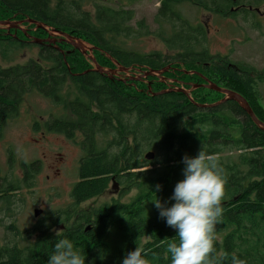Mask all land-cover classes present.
<instances>
[{
    "label": "trees",
    "instance_id": "16d2710c",
    "mask_svg": "<svg viewBox=\"0 0 264 264\" xmlns=\"http://www.w3.org/2000/svg\"><path fill=\"white\" fill-rule=\"evenodd\" d=\"M158 1L161 7L153 20L157 28L152 31L145 20L134 23L135 12L125 7L95 4L91 13L82 0H0V22L29 20L45 27L27 23L28 35L15 30L0 34V59L9 64L0 66V141L5 120L16 117L24 97L36 92L65 111L51 115L43 125L45 131L68 140L79 135L83 152L79 181L71 191L72 205L46 214L30 229L8 227L13 241L0 246V264H48L55 243L63 238L73 242L85 264H122L137 246L147 264H171L166 248L178 242V236L152 202L158 196L166 206L174 203L169 198L183 179V158L195 157L201 150L216 162L224 183L210 264H232L233 257L240 264H264V131L234 101L198 106H215L225 98L223 94L191 90L210 81L235 92L264 124L260 92L264 70L211 54L204 25L187 20L181 12L182 6L191 5L227 16L234 5L231 0ZM253 1L237 0V4L254 6ZM52 31L89 45L103 69L119 66L162 73L161 77L127 85L102 75L93 71L94 62L87 56L60 43L61 37L51 39ZM30 34L33 40L57 42H29ZM149 36L162 41L171 55L136 51L132 44ZM31 47L39 49L38 58L16 63ZM180 88L191 90L190 96L171 91ZM165 91L169 92L153 95ZM39 128L37 123L35 131ZM149 152L155 153L153 161L146 160ZM39 169L40 162L23 163L22 177L12 172L2 176L0 170V214L15 217L22 193L32 186ZM111 186H119L123 193L137 189L138 194L129 202L113 200L80 210Z\"/></svg>",
    "mask_w": 264,
    "mask_h": 264
},
{
    "label": "rangeland",
    "instance_id": "374dc122",
    "mask_svg": "<svg viewBox=\"0 0 264 264\" xmlns=\"http://www.w3.org/2000/svg\"><path fill=\"white\" fill-rule=\"evenodd\" d=\"M82 1L85 11L91 13L94 12L95 4L125 7L135 12L134 23L145 20L152 31L157 28L153 20L160 7L158 0H140L135 5L126 0ZM181 12L187 20L193 23H201L208 28L211 54L229 56L235 62L251 65L259 71L264 70V19L257 17L255 22L251 18H247L245 21L242 17L224 20L222 17H212V14L191 5L182 6ZM262 12H264V7H262ZM251 17L253 18L252 15ZM10 22L18 23L14 20ZM252 23L259 28V31L252 27ZM20 26L28 35L30 28L26 24ZM4 28L7 29V32L14 30L12 28L8 30V26H4ZM14 35L16 36V33ZM26 38L27 41L32 42L35 37L30 34ZM56 39L58 40V37ZM132 45L136 51L144 54L162 52L171 55L165 44L153 36L140 38ZM82 47L87 54L93 57L92 48L89 45L83 43ZM38 53L37 47L25 49L19 55L20 58L16 63L26 64L32 59L36 60ZM0 66L5 68L9 64L3 63L0 59ZM116 69L120 70L119 66ZM121 73L123 74L122 79L126 80L133 76L137 78L141 76L139 71ZM110 75L115 74L111 73ZM260 92L264 101V81L260 85ZM64 112L63 108L55 106L51 101L34 92L24 97L19 114L10 119L6 125L4 137L0 141L2 176L12 172L22 177L23 163L40 162V169L32 182V186L23 191V203H19L18 210L13 215L15 217L12 219L6 215L8 212L4 211L0 214V246L13 241L10 232L7 230L8 227L14 225L20 231L30 229L43 221L46 214L65 210L71 204L70 193L79 178V160L82 157V151L77 144L58 134L48 133L43 128L51 115H63ZM67 116L70 115L67 114ZM38 122L40 128L39 131H35L33 126ZM77 140V142L82 140L79 135ZM137 194V189L123 193L119 186H111L103 196L82 204L80 210L96 209L111 203L113 200L129 202ZM36 209L43 211V215L39 218L34 217Z\"/></svg>",
    "mask_w": 264,
    "mask_h": 264
},
{
    "label": "clouds",
    "instance_id": "9594fccd",
    "mask_svg": "<svg viewBox=\"0 0 264 264\" xmlns=\"http://www.w3.org/2000/svg\"><path fill=\"white\" fill-rule=\"evenodd\" d=\"M183 179L176 183L169 198L171 206L163 204L157 196L153 201L159 217L176 230L178 242L169 243L166 252L171 264H210L213 248V226L222 214L221 201L224 183L216 162L201 150L195 157L182 160ZM160 188L154 190L156 194ZM145 253L139 246L128 252L122 264H147ZM48 264H85L84 255L74 248L68 238L59 239L48 258ZM232 264H240L236 257Z\"/></svg>",
    "mask_w": 264,
    "mask_h": 264
},
{
    "label": "water",
    "instance_id": "95a60500",
    "mask_svg": "<svg viewBox=\"0 0 264 264\" xmlns=\"http://www.w3.org/2000/svg\"><path fill=\"white\" fill-rule=\"evenodd\" d=\"M232 1L236 2L237 0H232ZM27 23L28 24L37 25L38 29H45V27L42 24H38L35 21H29V20H23V21L18 22V23L0 22V25L1 26H8V30H10L11 28L14 29V30H23L20 25L27 24ZM49 36L50 37H58V36L61 37V40H59L60 43H67V44L71 45L75 50L81 52L84 56L89 57L94 62V65H95V70L94 71L99 72L102 75L108 76L111 73L116 75L119 72H129L128 69L121 68V67H119L120 70H114V71L103 69L102 67H100L97 64V62H96L94 57H91L89 54H87L86 51H84V49L82 47L83 42L81 40H79V39H76V38L68 35V34H64L62 32H57V31H52V32H49ZM32 42H35L37 44H47V43L56 44L57 41L56 40H53V41H50V40H43V41H41V40H32ZM91 52H93V49L91 50ZM161 74L162 73H155V72H149V71L148 72H142L140 77H138V78L137 77H132L130 80H132V81H140V80H145V79H148V78H151V77H161ZM199 88H205V89H208V90H212V91L218 92L220 94H223L225 96V98L221 102L217 103L215 106L198 105L199 107H203V108L216 107V106L224 104V103H226L228 101H234V102L238 103L241 106V108L247 113V115L251 118V120L261 130L264 131V124L256 117V115L253 112V110H252L251 106L249 105V103L241 95H239V94H237L235 92L229 91V90H224V89L220 88L219 86H217L216 84H214V83H212L210 81H207V83L205 85H199V86L192 87L191 90L199 89ZM149 90L151 91V88ZM191 90L187 91L184 88H180V89H172L171 91L183 93V94H185L187 96H190ZM168 92L169 91H165L163 93L153 94V95L154 96H158V95L165 94V93H168ZM154 159H155V153L154 152H149L146 155V160L153 161ZM42 215H43V211L42 210L36 209L34 211V217L35 218H39Z\"/></svg>",
    "mask_w": 264,
    "mask_h": 264
},
{
    "label": "flooded vegetation",
    "instance_id": "af4514ba",
    "mask_svg": "<svg viewBox=\"0 0 264 264\" xmlns=\"http://www.w3.org/2000/svg\"><path fill=\"white\" fill-rule=\"evenodd\" d=\"M138 1H140V0H138ZM232 1V0H231ZM233 2V1H232ZM137 3V1L136 2H132L131 4L132 5H135ZM234 3V5L228 10V15L227 16H225V15H222V14H217V13H212V12H208V11H206V10H201V11H205V12H208V13H210V14H212V17H222L224 20H227V19H232V15L234 14V15H237V16H239V17H242L243 19H244V17L246 16L245 14H244V12L245 11H250L251 12V14L250 15H247L246 17L247 18H251V19H253V22H255V20H256V18L258 17V18H262V19H264V12H262V7H264V0H254L253 1V4H254V6H245V5H243V4H237V1L236 2H233ZM160 4V7H161V2L159 3ZM159 7V8H160ZM251 15L253 16V18L251 17ZM247 20V19H246ZM245 20V21H246ZM23 21V20H22ZM14 22H21V21H14ZM253 24V23H252ZM1 26V25H0ZM3 28H1L0 29V34H7V29H5L4 28V26H2ZM204 27L206 28V30H207V32H208V35H209V30H208V28L204 25ZM253 27V26H252ZM22 28V27H21ZM254 28V27H253ZM21 31H24V30H21ZM25 32V31H24ZM95 70V69H94ZM93 70V71H94ZM115 70H117V69H115ZM111 71H114V70H111ZM129 72L131 73V72H138V71H132V70H129ZM141 74H142V71H139ZM134 75H135V73H133ZM110 75V74H109ZM110 77H112V78H115L117 81H121V82H123L124 84H127V85H132L133 83H136V82H145V83H148L149 81H148V79H145V80H140V81H132V80H130L132 77H130L129 79H122V77H123V74L120 72V73H117L116 75H110ZM134 77V76H133ZM8 121L9 120H5V122L3 123V129L5 130V128H6V125H7V123H8ZM48 121V120H47ZM39 123V122H38ZM37 124V123H36ZM36 124H34V126H33V128H35V126H36ZM35 130V129H34ZM45 130V129H44ZM53 134H58V133H54L53 132ZM58 135H60V136H62V137H64V138H66L64 135H62V134H58ZM67 139V138H66ZM78 135L76 136V139H73V140H68V141H70V142H73V143H75V144H77L78 146H79V148L81 149V151H82V148H81V146H80V143H81V141L80 142H77L78 140ZM82 156H83V152H82ZM82 158V157H81ZM81 158H80V160H81ZM80 160H79V165H80ZM78 181H79V178H78ZM77 181V182H78ZM76 182V183H77ZM75 183V184H76ZM74 186V185H73ZM73 188V187H72ZM72 191V190H71ZM70 198H71V193H70ZM72 203H73V201H72V199H71V204L70 205H72ZM69 205V206H70ZM68 206V207H69ZM67 207V208H68ZM64 227H62V229H63Z\"/></svg>",
    "mask_w": 264,
    "mask_h": 264
},
{
    "label": "bare ground",
    "instance_id": "6f19581e",
    "mask_svg": "<svg viewBox=\"0 0 264 264\" xmlns=\"http://www.w3.org/2000/svg\"><path fill=\"white\" fill-rule=\"evenodd\" d=\"M207 83V82H206Z\"/></svg>",
    "mask_w": 264,
    "mask_h": 264
}]
</instances>
